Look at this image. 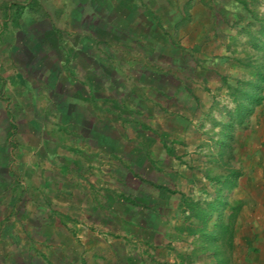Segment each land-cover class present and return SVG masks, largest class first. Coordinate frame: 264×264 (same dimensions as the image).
<instances>
[{
  "label": "crops",
  "instance_id": "obj_1",
  "mask_svg": "<svg viewBox=\"0 0 264 264\" xmlns=\"http://www.w3.org/2000/svg\"><path fill=\"white\" fill-rule=\"evenodd\" d=\"M95 1L80 6L76 18L55 21L45 9L50 24L34 19L35 30H52V52L43 57L22 44L20 30L13 46L0 42V221L14 219L5 235L22 236L2 247L12 257L31 252L23 259L42 264H264V72L233 58L231 34L214 36L220 25L213 10L193 6L187 28L206 33L188 41L210 39L184 66L208 68L186 87L178 79L166 103L157 97L164 86L147 77L148 54L133 50L138 66L126 72H137L132 81L139 82L131 95H119L117 79L107 85L103 75L119 54L117 38L103 36V17L111 9L110 17L123 10L144 20L135 0ZM233 2L225 25L239 21L243 4ZM223 101L234 118L239 106L256 103L231 140L230 119L221 135L212 133ZM209 154L221 157L209 161ZM6 187L16 194L3 196ZM18 198L24 206L13 216ZM15 238L24 240L16 245Z\"/></svg>",
  "mask_w": 264,
  "mask_h": 264
},
{
  "label": "rangeland",
  "instance_id": "obj_2",
  "mask_svg": "<svg viewBox=\"0 0 264 264\" xmlns=\"http://www.w3.org/2000/svg\"><path fill=\"white\" fill-rule=\"evenodd\" d=\"M148 1L149 0H135L133 3V7L139 9L136 10V12L134 11V13H136L140 19L143 18L144 21H132L131 18L128 17L126 11L123 12V10H118L121 17H117L116 13L113 14V17H110L111 9H108V13L105 12L108 16L103 17V20H105L109 26L108 29L103 28V36H108L109 40H112L114 37L117 38L119 45L118 58L112 60L114 66L113 70L107 65L105 70H103V75H105L104 78L107 80L105 82L107 85L110 82L112 83L110 79H117L115 83L119 95H131L139 82L134 84L132 81L134 77H137V72H134L135 76L130 73L127 74L126 72L127 68L132 66V64L133 66H138V60L132 62L133 50L136 51L135 53L139 51L148 54L147 56L149 57L145 56L148 63L147 67L149 68L147 77L151 79L150 84L154 82L158 86L161 84L164 86V88L162 87L163 90L160 91L161 94L157 93V97L165 100L166 103H171L169 100L173 97L171 94L173 91H170L171 93L168 92L173 88H176L177 91L179 86L178 79L181 82V88H183V86L186 87L187 84L191 85L194 79L197 76L200 77L203 70L208 68L204 63H199L201 69L197 70L198 72L195 73V71L184 66V64L187 65L189 63L188 54H203L204 48L207 47V41L210 39L209 35H205L200 43L188 41L189 38L195 40V36L203 34L204 32L203 27L192 28L190 31L187 28L192 18L191 10H193V6L200 7L201 5H205V7H209L213 10V21L220 25L214 28V36L215 38L221 39L223 35L227 36L231 34L228 44L231 47L230 52L233 58H238L241 63L264 72V31H262L264 30V0H245L248 9L244 8V6L242 8V5H240L237 13L239 24L236 23L231 26L225 25V22L228 23L230 20L228 14L231 15L235 13V8L232 7L233 4H236L235 2L230 5L227 3L228 0H150L149 10L145 11L147 8L146 2ZM16 2L23 4L30 2L25 6L26 9L19 18L16 16L14 7H11L10 10L7 8L9 3ZM95 2L111 5L117 3L118 5H125L123 0H96ZM83 4H85L86 9L87 5L90 8L92 2L91 0H0V42L5 41L6 44L12 43L11 45L13 46L16 31L20 30L17 36H19L21 42H23L22 44H26L29 47L32 43L31 46L34 48V53H39V56L43 57L46 53L52 52V30L50 31L49 27L48 29L35 30L38 29V21L36 22L34 19L45 18L46 20H50L48 21L49 23L47 22V24H50L53 18L55 21L59 20L60 22H62L63 17L76 18V16H78V9ZM45 9H48V12L49 10L50 12L53 11L54 14L52 19L51 16H49V18L44 16ZM83 15L90 19L93 18L91 11H85ZM70 21H72V19ZM104 23L105 22H103V25ZM66 24H68V22ZM67 27L68 26H66V28ZM211 28L212 27L208 28V34L212 32L210 30ZM222 39L227 40V38ZM192 46L193 48L191 51H193V53H190L189 49ZM102 47L104 48L105 44H102ZM2 48L5 49L4 45L0 47V49ZM11 50L14 51V47L11 48ZM200 59L204 60L202 58ZM54 61L56 62V58ZM105 61L108 63V60L103 59V63H105ZM27 62H29L28 59ZM44 62H46V60H44ZM47 62L51 65L53 63V57L51 56L50 59H47ZM28 67V69L31 68L30 65ZM210 68L211 67H209V69ZM28 69L27 71H29ZM42 74L46 75L48 71L44 69L42 70ZM197 81H199V78ZM112 85L114 84L112 83ZM223 103L226 104L227 108H223L224 115L213 117L215 120V129L212 130V133L214 135L217 134V136L218 134L221 135V133H223L221 130L225 128L223 127V122L230 119L231 122L226 124L228 125L229 140H231L235 134L234 128H237L241 122H243L242 120L251 116L255 110L254 105H256V103H250V111H247L244 107L243 119H241V116H236L234 118L231 113L232 107L228 106L226 101H223ZM208 123L212 126L211 121ZM207 157L209 161H216V159L221 156L209 154ZM21 189L20 195H23L24 192L28 194V189L23 182L21 183ZM11 193L16 194L15 191L11 192L9 188L6 187L2 195L8 196ZM19 201L20 198H18L13 205L15 207L13 216L22 211L21 208L24 206V202L19 203ZM12 221H14V219L10 222L7 219L6 222L3 220L0 221V264H42L43 262L38 263L39 259H32L31 262L28 260L30 258L23 259V257L26 258L28 256L33 258L34 254H31V252L28 253L21 249L22 251H20V254L12 257L10 251H6L5 248L2 247V244H5V240H10L13 236L16 238L19 237V239L22 237L19 233L18 235L11 233V237L5 235L6 230H10ZM23 240L24 239L17 241L22 244ZM17 241L16 245H18ZM12 245L13 248L15 243H12ZM34 253L35 256H40L46 261L47 257H44L46 254L43 251ZM47 264L53 263L48 262Z\"/></svg>",
  "mask_w": 264,
  "mask_h": 264
},
{
  "label": "trees",
  "instance_id": "obj_3",
  "mask_svg": "<svg viewBox=\"0 0 264 264\" xmlns=\"http://www.w3.org/2000/svg\"><path fill=\"white\" fill-rule=\"evenodd\" d=\"M238 2H240V3H242L243 4V6H244V8H247L248 9V5H247V3L245 2V0H237ZM28 3H30V2H27V4ZM27 4H23V3H18V2H16V3H9V5L7 6V8H8V10H10V8L11 7H14L15 8V13H16V16L19 18L21 15H22V13L24 12V10L26 9L25 8V6L27 5ZM263 26H264V24H263ZM262 31H264V30H262ZM251 97H253V95L251 96ZM244 107H245V109L247 110V111H250V107L249 106H247V105H243V107H241V106H239L238 108H237V111H236V113H237V115L238 116H240L241 114L243 115V111H244ZM241 115V116H242ZM206 205H207V207L206 208H208V209H210V210H213V212H216L217 210V205L218 204H214L213 206L211 205V203H209V202H207L206 203ZM188 207L190 208V204H188ZM206 212H207V209H206ZM204 213V216H203V223L205 224L206 223V221L205 220H207L206 218H207V216H209V214L208 213ZM209 219V218H208Z\"/></svg>",
  "mask_w": 264,
  "mask_h": 264
}]
</instances>
